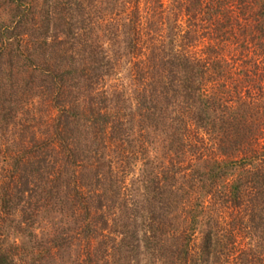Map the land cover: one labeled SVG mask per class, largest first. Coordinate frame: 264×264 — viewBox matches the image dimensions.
<instances>
[{
  "label": "trees",
  "instance_id": "16d2710c",
  "mask_svg": "<svg viewBox=\"0 0 264 264\" xmlns=\"http://www.w3.org/2000/svg\"><path fill=\"white\" fill-rule=\"evenodd\" d=\"M167 2L0 0V264H264V0Z\"/></svg>",
  "mask_w": 264,
  "mask_h": 264
},
{
  "label": "rangeland",
  "instance_id": "374dc122",
  "mask_svg": "<svg viewBox=\"0 0 264 264\" xmlns=\"http://www.w3.org/2000/svg\"><path fill=\"white\" fill-rule=\"evenodd\" d=\"M121 1V0H120ZM162 3H164V6H167L168 2L167 0H160ZM168 14V13H167ZM169 19L171 20H175L176 22H179V24L181 26H183V24H186L187 21V17L182 16L181 14L177 17L176 14H168ZM146 20H147V24H148V18L147 16ZM127 21L123 20V24L124 23H128V19L126 18ZM147 27V25H145V28ZM148 30L144 29V32L147 33ZM122 88H126L129 90H131L132 84H130L129 79L123 82ZM36 103V109L37 112V122L39 121V125H38V132L37 133L39 135V137L41 139L46 138L49 134V132L51 133V130L53 128V124L55 121V117L57 116L56 112L57 110L54 109L53 107H51V105H49V102H44L43 104H38V101H35ZM133 104L135 105V103L133 102ZM132 104V107L134 106ZM165 129V128H164ZM161 131L159 133H155V140H158V143L154 144V146H157V149L159 151H157V154L159 155V153L162 155L163 152V143H165L166 139V135L165 133H163L162 128L160 129ZM165 131V130H164ZM153 132V129H152ZM151 132V130H149V133L151 136H154V134ZM153 134V135H152ZM154 136V137H155ZM156 140V141H157ZM156 149V150H157ZM155 151H151L150 152V156L153 157L155 155ZM143 163V161H142ZM142 163L141 161L137 162L136 166H135V170H139L142 168ZM87 205H90L89 203H87ZM93 210V209H91ZM237 213V212H235ZM231 214L230 210H223L222 211V215L221 220L225 219L226 222H230L231 219L233 218H228V216ZM234 215V214H233ZM232 215V216H233ZM52 216H55L54 218H51ZM44 214L41 215V220H39V222H37L35 224V226L33 227L32 230H35V233L38 239H41L44 236L45 232L51 233L53 232V230L59 228V226H62L64 228H68L69 229V233L70 235H72V229L69 227V225L71 224L72 220L71 219H65V221L63 223H60L59 220L60 218H65L64 215H50L49 218H51V220H47L45 222L44 219ZM111 218V217H110ZM180 220H184L183 217L179 218ZM68 221V222H67ZM44 224V225H43ZM184 224L185 220H184ZM183 224V228L185 227ZM224 224V222H223ZM225 226L227 227V225L225 224ZM200 227H205V225H201ZM105 238L106 237H111L113 236L111 233H109L107 230L103 232V235ZM193 237H191L192 240V244L195 245L196 242H199L200 238H201V234H198V232L196 231L193 235ZM82 238V237H81ZM80 240H74L73 246L71 247L70 250H63L60 251V255L55 254V256H49V261L46 264H75L76 261H79V264H95L96 262L98 264H105L102 256H101V249L100 246H98V239L95 240H91L88 241L87 239H81ZM193 238V239H192ZM187 239L189 240V238L187 237ZM12 240V239H11ZM120 240L119 237H116V242H118ZM248 246V245H247ZM28 247V246H26ZM243 247L241 246H236L234 248L235 252H238V250H242ZM107 251H109V247L106 248Z\"/></svg>",
  "mask_w": 264,
  "mask_h": 264
}]
</instances>
